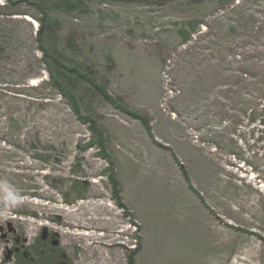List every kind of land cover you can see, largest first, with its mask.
Instances as JSON below:
<instances>
[{"label":"rangeland","instance_id":"1","mask_svg":"<svg viewBox=\"0 0 264 264\" xmlns=\"http://www.w3.org/2000/svg\"><path fill=\"white\" fill-rule=\"evenodd\" d=\"M73 1L43 0L57 36L42 48L146 117L151 134L67 72L100 152L91 124L49 82L39 9L16 0L21 15L0 17V264H18L15 249L38 260L30 248L43 229L69 264H264V142L252 144L264 137V0L220 11L209 2L203 16L187 0ZM193 19L205 26L184 43ZM239 134L249 147L232 145Z\"/></svg>","mask_w":264,"mask_h":264},{"label":"trees","instance_id":"2","mask_svg":"<svg viewBox=\"0 0 264 264\" xmlns=\"http://www.w3.org/2000/svg\"><path fill=\"white\" fill-rule=\"evenodd\" d=\"M34 1V2H33ZM78 1V0H75ZM147 2H149L151 5L152 4H156L160 7H164V6H175L177 5L179 2L182 1H186V0H145ZM190 2V7L193 10V13L197 16H203L204 14H200V9L202 8H208L207 4L209 2H211L213 4V7L211 8L212 10L214 9V11H220V10H225L227 8H229L230 6L235 5L236 3L240 2V0H187ZM27 3H32V5H35L37 7V9H39L40 13H41V18H34L36 19V21L39 24V28L37 30V41L41 46V50L44 52L45 54V64L48 67L49 70V76H50V80L49 82L51 83V85L55 88H57L61 94L62 97H64L69 105L71 106V108H73L74 113L76 115V117L84 122H87L89 124H91V128L90 130H92L95 133L96 136V141H98L97 145H98V149L100 152L104 151V146H103V140H102V136L100 134V132L98 131V129L96 128V122L93 119H89L86 118L84 119L81 115V109L79 108V102L77 97H75V95L71 94L72 92L71 90V86H69L68 82H67V72H71L75 75L76 80L79 81L80 79L85 80L86 82L90 83L91 85H93L95 87V89L97 91L100 92V94L102 96H104V98L111 104H113L114 106H116L118 109H120L122 112H125L127 115L137 118L139 119L143 126L146 127V129L148 130V132L151 134V127H149V123L146 120V117L141 116L137 113H132L130 111H128L127 109L123 108L118 100H114L113 98H111L110 96H108L106 89L103 86H99L95 83V81L91 78V76L89 75V77L87 75H83L80 73V71L78 70H70L69 68V64L66 62L65 57H63L62 55L58 54V53H52V52H48L47 49L42 48L43 46V41L45 38L53 40L54 37H56V32L54 31V29H52V20L51 17L49 16L48 12L46 11L45 7H44V3L43 0H26ZM82 2V1H81ZM79 2V3H81ZM74 3L73 0H68L67 4H71ZM18 3L16 2V0H6V4H4L3 6L0 5V17H6L8 18V16H19L20 14H17L16 12L13 11V9L15 8V6ZM206 15H208L209 13L205 12ZM205 15V16H206ZM23 16H27V14H24ZM190 25V26H188ZM188 25L183 27V29L181 30V33L183 34V42L184 43H188V41H190L195 35H197L198 33L201 32V25L203 26L204 23L199 20L193 19L190 20L188 22ZM205 26V25H204ZM54 27H57V24L54 25ZM45 36V37H44ZM240 97V96H238ZM261 112L264 113V107L262 108ZM259 113V111H254V110H250L249 113L246 112V115L248 116L250 123L253 125L255 124L254 122L256 121V116ZM241 118L239 114H235V116L233 117V124L235 126V132L237 131V127L239 126V122H240ZM13 122V121H12ZM263 123V122H262ZM250 136L251 139L255 137L256 134H254V131L251 130L250 131ZM238 135V134H236ZM239 137L241 138V141H237L236 142L234 140H232V145L236 148H238L239 150L241 149L240 146H238V143L242 144L243 141L245 145H247L249 147V143L247 144V140H245L244 136H241L239 134ZM259 142H264V137H259L258 136V141H254L253 140V145L254 147L256 146L255 144ZM91 145H88L87 147H90ZM233 150L231 151L230 157H232L233 159L239 161V164L242 163V161H244L241 158V153L240 152H236L234 150V148H232ZM264 149V146H263ZM262 149V150H263ZM251 151V150H250ZM252 158L253 159H258L259 158V153L252 151ZM248 166L250 164V167L252 168V170L255 171V168L253 167V163L245 162ZM178 164V163H177ZM180 169L182 170L183 174L185 175L186 180H188V176L186 173V170L184 169L183 165L178 164ZM109 181L113 186V196L114 199L116 201V205L119 206L122 209H126V206H124V204L122 203V199H121V195H120V184H118L115 175L110 172V176H109ZM78 184V183H77ZM192 188V187H191ZM227 191H228V187H227ZM230 191H228V195ZM231 196V195H230ZM239 193L237 191H235V195L232 196L235 199H238L239 197ZM132 225L137 229V232L139 233L140 228L137 225V223L134 221L132 223ZM140 240V239H139ZM137 241V246L136 251H138L137 249L140 247V241ZM38 245L31 247L30 250L32 251V253L39 255V259L36 261H31V259H29V255L26 256L24 255V251L22 249H18V251H15L19 262L18 264H50L49 260H45L42 258V254H40V248L42 247V240L40 239L39 241H37ZM135 251V252H136ZM45 252V251H44ZM58 256L63 255L64 253L61 252L59 249L57 250ZM56 256V255H55ZM28 257V258H27Z\"/></svg>","mask_w":264,"mask_h":264},{"label":"flooded vegetation","instance_id":"3","mask_svg":"<svg viewBox=\"0 0 264 264\" xmlns=\"http://www.w3.org/2000/svg\"><path fill=\"white\" fill-rule=\"evenodd\" d=\"M54 239L55 237L53 234H49L45 238L41 237L43 244L39 250H40V254H42V258L45 260H49L50 264H69L67 261V256L65 254L58 256L57 250L59 245L54 246L53 244ZM16 251H18V249ZM31 261H36V260L31 259Z\"/></svg>","mask_w":264,"mask_h":264},{"label":"water","instance_id":"4","mask_svg":"<svg viewBox=\"0 0 264 264\" xmlns=\"http://www.w3.org/2000/svg\"><path fill=\"white\" fill-rule=\"evenodd\" d=\"M47 235H48V232L45 229H43L42 234H41L42 238H45ZM56 237H58V236L56 235ZM59 243L60 242H58V240H56V239L53 241L54 246H58ZM25 255H27V253H25Z\"/></svg>","mask_w":264,"mask_h":264}]
</instances>
